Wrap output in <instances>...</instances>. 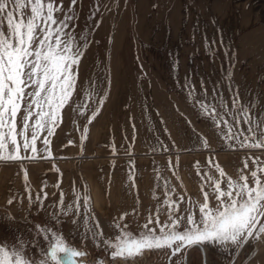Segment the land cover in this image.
Segmentation results:
<instances>
[{
	"label": "rangeland",
	"instance_id": "obj_1",
	"mask_svg": "<svg viewBox=\"0 0 264 264\" xmlns=\"http://www.w3.org/2000/svg\"><path fill=\"white\" fill-rule=\"evenodd\" d=\"M55 3L63 8L56 13L58 19L65 14L75 17L69 30L76 42L87 44V48L79 65L76 91L50 137L52 157L25 161L23 165L33 197L38 192L41 197L44 192L48 194L42 209L39 204L30 208L20 166L0 165V243L12 245L18 230L26 240L35 238L39 245L46 246L42 237L34 236L36 226L56 229L51 216L58 212L61 193L65 208L79 193L83 212V197L89 190L95 194L97 205L89 196L91 207L105 237L116 234L110 226L114 218L125 213L123 223L138 234L139 226L149 215L155 218L167 198L165 183L169 190L175 189L172 198L179 203L177 216H186L189 200L193 204L203 202L200 186L205 174L219 178L210 159L234 179L245 158L259 156L264 161L262 150L226 147V126L217 128L210 117H203L197 103L204 99L199 95L203 78L207 100L211 102L213 96L222 93L227 108L236 114L232 97L238 89L240 103L249 107L251 118L264 127V0ZM28 14L30 9L25 10ZM177 58L178 72L174 71ZM186 76L191 77L195 98H190L185 89ZM86 93L87 110L81 115ZM105 95L103 106L89 123ZM17 123L19 127V116ZM239 127L247 131L243 121ZM85 128L87 136L82 141ZM44 135L47 133H42L37 142L38 150ZM253 168L249 159L248 170ZM130 173L133 179H129ZM204 190L209 189L206 186ZM180 195L185 197L183 202ZM10 196L15 197L11 205ZM210 201L214 203L211 195ZM167 219L160 216L161 223ZM72 220L73 214H69L62 233L70 244L85 251V256L77 258L78 263L94 264L104 257L109 260L108 253L98 250L91 240L81 244L82 225L74 237L69 235L74 227ZM153 226L159 227L155 219ZM258 246L257 255L247 264H264V243ZM27 254L37 261L41 258L39 247L30 245ZM151 258L158 257L152 254ZM123 261L116 264L127 262Z\"/></svg>",
	"mask_w": 264,
	"mask_h": 264
},
{
	"label": "snow or ice",
	"instance_id": "obj_2",
	"mask_svg": "<svg viewBox=\"0 0 264 264\" xmlns=\"http://www.w3.org/2000/svg\"><path fill=\"white\" fill-rule=\"evenodd\" d=\"M75 3L76 0H72V5ZM27 9H30V14L26 16ZM61 11L62 4L57 5L55 0H0V165L16 163L20 166L30 208L39 204L42 209L48 194L44 192L41 197L38 192L33 197L24 162L52 157L50 137L61 122L62 110L70 104L76 91L79 65L87 48V44L77 43L69 30L75 17L65 14L63 19H58L56 13ZM174 71L178 72V58L174 61ZM231 78L229 73L230 88ZM201 85L199 95L204 99L197 102L201 115L210 117L217 128L221 124L226 126L225 139L229 141L226 147L264 151V127L251 118L250 108L240 103L238 89L232 97V108L236 109V114H233L227 108L222 93L213 96L209 102L203 78ZM185 89L190 98L197 96L190 76L185 77ZM88 98L86 93L85 103L80 106L81 115L87 110ZM106 98L105 95L100 99L89 123L99 113ZM228 117L233 123H229ZM241 121L247 125L246 132L239 127ZM44 132L47 135L43 136L42 148L38 150L37 142ZM86 136L87 128L81 140ZM232 141L238 143L233 145ZM204 144L207 146L206 140ZM249 159L254 165L251 170H248ZM209 164L216 168L219 178L205 174L206 179L200 186L203 202L193 204L189 200L191 207L185 210L187 215L177 216L179 203L172 198L175 189L169 190L165 183L167 198L157 209L155 218L149 215L146 222L139 226L141 230L138 234H133L129 225L123 223L125 213L114 218L110 226L116 234L111 238L105 237L92 211L90 197L84 195V210L81 212L79 193H75V200L66 208L61 193L58 212L54 211L51 216L56 229L36 226L34 236L42 237L46 246L39 245L35 238L26 240L23 233L16 230L12 245L0 243V264H78L77 258L85 256V251L70 244L62 233V224L69 214H73L74 226L69 235L74 237L78 226L82 225L81 244L91 240L98 250L108 253L113 264L118 260L131 261L141 257L145 250L171 249L175 256L194 246L202 250L205 246H219L220 254L232 255L228 245L235 249L234 264L235 256L250 240L253 250L258 251L255 242L264 237V161L259 156L245 158L243 168L235 179L228 176L219 164H213L211 159ZM129 179H133L131 173ZM206 186L208 191L204 190ZM210 195L214 203L210 201ZM14 198L10 196L9 205ZM184 199L183 195L179 196L180 202ZM161 215L168 217L164 223L160 221ZM7 218L14 219L11 216ZM154 219L158 228L153 226ZM30 245L39 247L41 258L38 261L28 256ZM94 264H104V260L97 258Z\"/></svg>",
	"mask_w": 264,
	"mask_h": 264
},
{
	"label": "flooded vegetation",
	"instance_id": "obj_3",
	"mask_svg": "<svg viewBox=\"0 0 264 264\" xmlns=\"http://www.w3.org/2000/svg\"><path fill=\"white\" fill-rule=\"evenodd\" d=\"M264 222V221H262ZM263 238V237H262ZM261 238V239H262ZM263 244L264 240H259L255 242V248L259 251V244ZM219 246H205L202 250L194 246L186 252V264H228L230 260L235 255V249L233 246L228 245L232 249V255L220 254L218 252ZM253 250V242L250 240L240 251L239 254L235 257L234 264H247L249 260L255 257L258 251L251 252ZM154 254L158 258L152 259L151 255ZM109 257V255H108ZM185 250L177 253L175 256L172 255L171 249H158V250H145L141 257L136 258L135 261L140 262V264H184ZM104 259V264H113L112 260ZM79 261V260H78ZM105 261H107L105 263ZM233 264V262H232Z\"/></svg>",
	"mask_w": 264,
	"mask_h": 264
},
{
	"label": "bare ground",
	"instance_id": "obj_4",
	"mask_svg": "<svg viewBox=\"0 0 264 264\" xmlns=\"http://www.w3.org/2000/svg\"><path fill=\"white\" fill-rule=\"evenodd\" d=\"M87 195L93 198V200H94L93 205H97V204H96V197H95V194H94L92 191L89 190ZM135 260H136V259H135ZM135 260H131V261H127V262H126V261H123V262H126L125 264H133L134 262H137V261H135ZM129 262H133V263H129Z\"/></svg>",
	"mask_w": 264,
	"mask_h": 264
},
{
	"label": "water",
	"instance_id": "obj_5",
	"mask_svg": "<svg viewBox=\"0 0 264 264\" xmlns=\"http://www.w3.org/2000/svg\"><path fill=\"white\" fill-rule=\"evenodd\" d=\"M200 248V247H199ZM201 249V248H200ZM202 250V249H201ZM188 251V249H186L185 250V258H184V264H186V252ZM202 252H203V250H202ZM254 253V251H252L251 252V254H253ZM236 257V256H235ZM232 262H233V258L230 260V262L228 263V264H232Z\"/></svg>",
	"mask_w": 264,
	"mask_h": 264
},
{
	"label": "built area",
	"instance_id": "obj_6",
	"mask_svg": "<svg viewBox=\"0 0 264 264\" xmlns=\"http://www.w3.org/2000/svg\"><path fill=\"white\" fill-rule=\"evenodd\" d=\"M107 261H105V263H106Z\"/></svg>",
	"mask_w": 264,
	"mask_h": 264
},
{
	"label": "trees",
	"instance_id": "obj_7",
	"mask_svg": "<svg viewBox=\"0 0 264 264\" xmlns=\"http://www.w3.org/2000/svg\"><path fill=\"white\" fill-rule=\"evenodd\" d=\"M79 264V263H78Z\"/></svg>",
	"mask_w": 264,
	"mask_h": 264
}]
</instances>
